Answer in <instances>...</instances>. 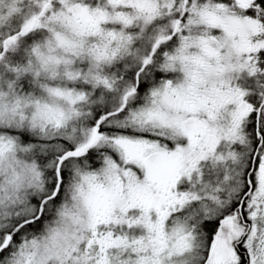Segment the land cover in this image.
Returning <instances> with one entry per match:
<instances>
[{"label": "snow or ice", "instance_id": "snow-or-ice-1", "mask_svg": "<svg viewBox=\"0 0 264 264\" xmlns=\"http://www.w3.org/2000/svg\"><path fill=\"white\" fill-rule=\"evenodd\" d=\"M0 264H264V0H0Z\"/></svg>", "mask_w": 264, "mask_h": 264}]
</instances>
